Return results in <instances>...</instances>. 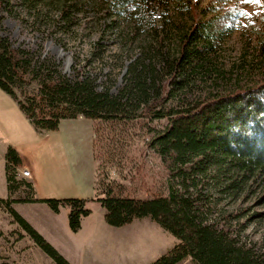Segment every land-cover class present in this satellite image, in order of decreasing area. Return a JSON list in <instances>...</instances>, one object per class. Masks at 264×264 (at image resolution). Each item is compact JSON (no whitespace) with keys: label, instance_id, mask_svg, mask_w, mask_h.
I'll return each instance as SVG.
<instances>
[{"label":"trees","instance_id":"16d2710c","mask_svg":"<svg viewBox=\"0 0 264 264\" xmlns=\"http://www.w3.org/2000/svg\"><path fill=\"white\" fill-rule=\"evenodd\" d=\"M92 5L102 15L101 36L90 60L105 54L102 40L110 28L121 38L116 55L126 72L112 91L108 79L99 88L88 64L65 73L57 59L37 49L16 48L0 34V88L12 96L40 131L59 128L62 119L83 116L122 124L144 120L154 133L150 147L169 170L168 194L149 198L122 196L111 185L93 197L36 198L33 183L18 179L19 152H6L8 190L22 186L28 196L0 197L19 227L53 261L72 264L18 211L15 202H45L54 212L68 210L73 232L91 214L89 203L106 210L108 225L122 227L151 218L179 242L152 264H264V253L243 242L229 217L214 212L223 194L240 196L264 180V33L254 60L226 69L215 22L200 17L196 4L177 0H61L62 15ZM111 21H106L107 18ZM118 38V39H119ZM165 122L158 129L151 122ZM264 184V182L262 183ZM2 264H11L3 262Z\"/></svg>","mask_w":264,"mask_h":264},{"label":"rangeland","instance_id":"374dc122","mask_svg":"<svg viewBox=\"0 0 264 264\" xmlns=\"http://www.w3.org/2000/svg\"><path fill=\"white\" fill-rule=\"evenodd\" d=\"M181 5L196 4L200 17L215 22L221 39V59L226 69H237L244 61L254 60L259 50L258 38L264 33V0H177ZM61 0H0V34L9 36L14 47L37 49L54 56L63 71L73 74V66L88 64L101 89L112 79V91L122 84L126 65L117 53L122 39L117 30L105 32V54L90 60L94 43L101 36L102 15L92 5L61 12ZM106 21H111L107 18ZM258 37V38H257ZM165 122H151L158 129ZM144 120L120 125L96 122L80 116L62 119L57 130L40 131L20 109L17 101L0 88V197H8L5 177V153L13 146L21 156L20 168L33 175L35 194L47 198L93 197L97 175L98 189L111 185L122 196L149 198L168 194L169 170L149 143ZM18 179L25 180L18 170ZM264 180L259 179L240 196L223 194L214 216L229 217L239 229L243 242L264 253ZM25 187L13 195L28 196ZM92 212L82 231L73 232L68 225V210L52 212L57 224L55 245L72 264H93L92 256L105 264H152L167 254L179 239L151 218L134 220L122 227L107 225L106 210L97 201L89 203ZM46 228L52 220L43 211H30ZM100 226L96 246L86 247L92 226ZM106 227V226H105ZM53 264L52 259L19 227L5 209H0V264ZM178 264H194L190 258Z\"/></svg>","mask_w":264,"mask_h":264},{"label":"crops","instance_id":"0c3cea01","mask_svg":"<svg viewBox=\"0 0 264 264\" xmlns=\"http://www.w3.org/2000/svg\"><path fill=\"white\" fill-rule=\"evenodd\" d=\"M10 146H8L9 148ZM8 150V149H7ZM6 155V153H5ZM5 165H6V159H5ZM27 168H20V166H18V170L20 173H22L23 170H25ZM5 170V167H4ZM29 170V169H28ZM31 172V171H30ZM33 173L31 172V176L30 177H24V179L26 181H30L33 183V181L30 180V178L32 177ZM5 177H6V173H5ZM7 182V180H6ZM7 190H8V185H7ZM94 190L96 193V177H95V181H94ZM95 195V194H94ZM8 197H12L13 199H19L18 197L14 196L13 194H11L8 190ZM8 197H1V198H8ZM36 198H47V197H42V196H38L35 194ZM13 207L15 208L16 211H18L36 230H38L43 236L47 237L49 240H51L55 245H57L55 243V241L53 240V237L56 239L57 236H55L57 234V224H56V218L53 215L52 212H54L47 203L45 202H15L13 204ZM91 209V208H90ZM34 210V212H39V211H43V213L45 215H47L51 220H52V225L49 228H46L45 226H43L42 224L38 223L37 220L34 218V216L30 213V211ZM52 211V212H51ZM92 211V210H91ZM62 212V209L59 211V213ZM68 217V215H67ZM88 218V216L83 217L82 219V224L84 223V221ZM131 224V223H130ZM127 224V225H130ZM69 225V224H68ZM106 226V227H105ZM103 225V227L105 230H108L107 228L109 227V225ZM83 228V225H82ZM81 228V231H82ZM99 228L100 226L98 224H95L94 226H92V230L88 239V243L87 245L84 244V246L86 247L87 251L90 247V245L96 246L98 244V241L100 239L99 235H97V232H99ZM80 232V231H79ZM92 261L93 264H105L104 261H99L97 260L98 258H96L94 255L92 256Z\"/></svg>","mask_w":264,"mask_h":264},{"label":"built area","instance_id":"2783aa9c","mask_svg":"<svg viewBox=\"0 0 264 264\" xmlns=\"http://www.w3.org/2000/svg\"><path fill=\"white\" fill-rule=\"evenodd\" d=\"M22 175L24 177H30L31 176V172H30V170L25 169V170L22 171Z\"/></svg>","mask_w":264,"mask_h":264},{"label":"snow or ice","instance_id":"6c2138e0","mask_svg":"<svg viewBox=\"0 0 264 264\" xmlns=\"http://www.w3.org/2000/svg\"><path fill=\"white\" fill-rule=\"evenodd\" d=\"M245 3L259 2V0H243Z\"/></svg>","mask_w":264,"mask_h":264}]
</instances>
